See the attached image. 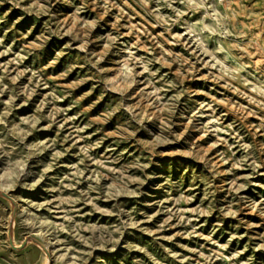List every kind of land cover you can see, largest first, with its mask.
Listing matches in <instances>:
<instances>
[{"label":"rangeland","instance_id":"obj_1","mask_svg":"<svg viewBox=\"0 0 264 264\" xmlns=\"http://www.w3.org/2000/svg\"><path fill=\"white\" fill-rule=\"evenodd\" d=\"M0 264H264V0H0Z\"/></svg>","mask_w":264,"mask_h":264}]
</instances>
